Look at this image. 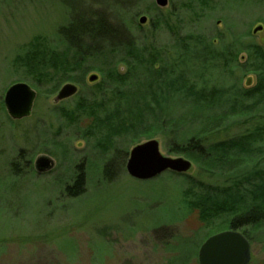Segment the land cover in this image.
I'll list each match as a JSON object with an SVG mask.
<instances>
[{
    "label": "trees",
    "instance_id": "trees-1",
    "mask_svg": "<svg viewBox=\"0 0 264 264\" xmlns=\"http://www.w3.org/2000/svg\"><path fill=\"white\" fill-rule=\"evenodd\" d=\"M182 1L196 19L183 35L173 10L166 16L153 10L147 34L162 27L169 34L159 46L138 33L141 29L129 19L131 7L141 0H119L120 10L108 11L109 17L93 9L83 15L70 9L65 25L57 28L55 44L41 36L19 48L14 72L38 90L48 86L53 92L63 82L81 87L72 108L59 107L54 113L66 125L84 122L93 149L108 154L96 165L103 182L114 180L117 158L124 160L121 144L158 136L170 154L224 177L220 187L180 179L187 187L176 218L195 214L208 228L203 240L225 229L240 230L250 241L249 233L264 229V47L254 41L249 27L237 35L225 24V34L207 35L203 25L212 21L204 13L208 0ZM239 4V9L258 5L255 0ZM89 72L100 79L84 87ZM247 74L255 83L245 88L241 82ZM9 172L22 173L12 162ZM84 174L73 166L64 195L75 198L86 192Z\"/></svg>",
    "mask_w": 264,
    "mask_h": 264
},
{
    "label": "rangeland",
    "instance_id": "rangeland-1",
    "mask_svg": "<svg viewBox=\"0 0 264 264\" xmlns=\"http://www.w3.org/2000/svg\"><path fill=\"white\" fill-rule=\"evenodd\" d=\"M118 1L0 0V264H197V250L208 228L195 214L177 219V203L190 179L204 186L220 187L224 177L209 175L188 158L170 154L156 136L152 139L158 141L163 156L182 157L191 162V170L184 175L164 172L147 181L131 179L124 169L126 157L133 146L147 141L143 138L129 146L120 145L126 151L124 160L117 158L114 180L103 182L96 165L106 161L108 154L93 149L92 140L84 134V122L66 125L54 113L59 107L72 108L81 87L63 82L58 89L71 83L77 93L55 104L53 98L58 89L52 92L47 86L38 90L29 79L14 72L13 60L19 48L41 36L55 44L57 28L65 25L70 9L81 15L93 9L108 16V11L120 10ZM255 1L258 5L239 9L236 6L241 0H208L204 13L211 14L212 21L203 25V31L209 36L215 32L223 35V27L230 24L237 35H242L249 27L254 41L264 47V0ZM182 3L168 0L166 7L159 8L155 0H141L131 7L128 16L141 29L138 33L159 46L169 34L163 27L153 36L147 34L151 16L155 9L164 16L173 10L183 35L196 19ZM141 16L146 21L139 25ZM170 20V24L176 23L175 18ZM258 26L261 30L253 34ZM237 59L243 62L244 54ZM118 68L121 73L125 71L123 64ZM90 75L97 76L91 84L87 81ZM99 79L97 73H87L84 87H91ZM17 82L30 86L36 98L31 114L13 121L1 101L5 89ZM254 83L250 74L241 82L245 88ZM39 156L52 161V167L40 174L35 172L33 163ZM87 160L91 163L87 164ZM10 162L16 164L20 175L10 174ZM74 165L85 171L86 192L68 198L62 189ZM217 223L215 220L212 224ZM249 236L248 264H264V229Z\"/></svg>",
    "mask_w": 264,
    "mask_h": 264
},
{
    "label": "water",
    "instance_id": "water-1",
    "mask_svg": "<svg viewBox=\"0 0 264 264\" xmlns=\"http://www.w3.org/2000/svg\"><path fill=\"white\" fill-rule=\"evenodd\" d=\"M168 0H155V5L164 8ZM146 17L141 16L138 24H144ZM261 30L258 26L253 34ZM96 75H90L87 81L94 83ZM77 87L71 83L63 84L53 98L55 104L76 95ZM36 92L25 83L17 82L9 85L3 94L2 104L10 120L20 121L31 114ZM159 143L155 139L144 141L133 146L125 162L126 174L134 180L147 181L160 176L164 172L184 175L191 170L190 161L182 158L163 156L159 151ZM34 170L40 174L52 167V161L46 156L34 160ZM249 242L242 234L226 230L207 237L199 246L196 254L197 264H248L250 259Z\"/></svg>",
    "mask_w": 264,
    "mask_h": 264
}]
</instances>
